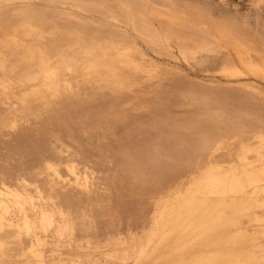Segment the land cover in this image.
Returning a JSON list of instances; mask_svg holds the SVG:
<instances>
[{
	"label": "bare ground",
	"instance_id": "obj_1",
	"mask_svg": "<svg viewBox=\"0 0 264 264\" xmlns=\"http://www.w3.org/2000/svg\"><path fill=\"white\" fill-rule=\"evenodd\" d=\"M70 1L76 3L75 6H78L82 12H87V14L89 11L91 12L94 10L95 7L106 9L105 6L107 4L105 1L106 4L95 3L97 2L96 0L94 3L91 0ZM160 1L163 2V7L165 8L160 11L157 10L158 13L155 15L156 19L151 17L154 16L155 12L153 13L152 10L144 8V4L148 3L149 0H124L123 3L117 6L118 10L111 12L109 9L105 10L109 11L108 15L110 14V17H107L110 18L109 20H112V24L114 23L129 29V32L126 33L123 31V33L120 34L121 30L119 31L118 28H115V35L117 31L119 34L114 38L111 33L110 36L114 39L111 40V42H107V40H104L106 38L103 37V41L100 40V38H95L97 36L90 39L85 38L82 33V27L88 24V20L85 21L82 15H80L82 17L80 18L77 16L79 14L73 13L77 10H73L72 13H69L71 9H69L68 13L65 11L63 12V7L61 5L63 0H0V58L4 55L3 49L9 48L11 50L16 48L17 50L16 53H14V57H16V60L17 57L21 59V61H17L18 63H16V66H13L14 64L11 63L13 64L11 67L13 68L10 72L8 69V72L3 71L5 65L0 66V93L4 99V102L0 100L2 102H0V112L2 108L8 107L3 110L5 114L1 112L3 114L1 115L0 113V120L2 121L0 122L2 123V129L5 128L3 129L5 131L6 128H8L7 130L11 129L12 131H10L13 132V135L16 134L17 129H25L27 124L26 121L30 120L26 117H29L27 113L30 106L32 108L35 103L36 106L38 103L44 109L48 107V111L49 108L51 109L52 106L54 107L58 104L54 102L56 104L51 105L53 101L56 100L55 98L54 100L53 97L56 96V98H59L62 97V94L64 95V93H66L61 91L63 89L62 87L69 90L73 87L71 82L60 80V73L71 74L78 71L86 75H95L97 74L95 67L98 63L109 62L107 60L108 57L120 59V62L125 67L135 73L140 71V64L138 60L136 61L134 59V55L140 53L136 41L141 39L151 45L164 46L168 50L171 49L173 47L172 44H174L187 63L200 66L202 69L206 70H210V68L212 70L219 69L224 75L235 77L240 81L237 89L238 96L237 104L234 109L235 113H228L227 108L225 106H218L212 97L200 96L196 98L197 95H194L195 98L193 99L196 101L195 104L202 109V113L197 118V121L193 119L196 122L187 125V122H184L186 126L182 128L177 126L182 130L184 128L186 132L190 131V133L188 132L189 134H191V131L193 132V138L196 137L195 143H197V150L194 152L195 156L197 157L196 154H201L202 156L204 154L206 155L205 162L203 163L192 162L193 164H190L191 161H189V166L186 169L187 172L199 170L201 173L199 179L195 183V187L188 189L189 192L185 196L189 201V206L184 213L175 215L173 211L174 197L181 195L182 192H177L175 188L172 187L173 184L171 183L173 171L179 164L177 160L178 156L174 155V150L176 149V146L174 147V145H176L174 144L176 139L175 124H178V122L176 121L175 123L174 119H176V117L174 118L172 110L164 104L166 108H161V106H159L161 109L157 110L153 108V105V107L146 105L143 101L139 100L137 96L136 98L138 100L136 104L138 105L137 109L134 110L135 113H132L129 107L130 109L128 110L131 113L127 112L124 117L123 114L120 117V114L118 115V119H116L117 117H115L114 120L112 119L113 121L116 120V125H122L130 121L128 122L129 124L132 122L131 120H135L134 124L139 132L138 135L146 133L147 138L145 141L150 138L149 144L147 143L148 145L142 142L145 146L147 145V157L143 155L145 158H141L143 156H141V153H138V151L140 152L139 148L136 152L140 154V156H136L130 163L132 164V172L135 174V178L139 182V185H141L138 192H140L142 188L145 189L142 191L148 192L149 198H154V194H158L155 195L157 196L155 198L158 199V202L157 199L156 201L154 199V201L150 202L148 196H145L148 200H144L146 202H143L141 207L139 206L141 201L139 204L137 202L138 208L140 207L139 214L130 217L132 221H129L127 225V230L130 232L127 235L131 237V247L133 251L130 261L127 258V235L124 236V233H126V227L124 225L126 224H124L123 218L125 219V217L122 216L121 209H117L121 208V205H119V207L114 206V202L110 200L111 198L108 199L109 195L108 197L106 196L111 188H109L107 182L113 179L109 178L108 174L112 168H107L109 167L107 164H105L104 168V163L106 161L104 163L102 162L103 164L100 167L95 163L92 165L90 162L93 160L95 161V159L90 161L89 156L85 157L86 154H84V152L82 154V151H80L81 154L78 153L79 155H84L82 159L67 154L69 150L65 155H60L62 152H60V150L57 152L53 146L55 145L54 143L62 141L61 137H63L65 133L63 132V136L62 134H58L62 133L60 132L61 129H54L56 126L52 124L60 123V121L54 122V119L50 117L51 120L49 119V125L52 124L53 129L50 128L49 132H47L40 128L47 124H39L36 121L40 119L36 120L34 117H29L36 120L35 122H31L34 124L33 127L31 126L32 129L40 126L39 128L42 130L41 134L48 136V138L52 140V144H50L51 142L49 139V141L46 139V136L45 140H47L48 143L50 142L49 145L45 140L43 144H40L42 141L40 140L41 134L34 131V136L35 133L37 135L40 134L38 135L40 138L36 137L37 135L35 136L40 142L36 141L32 132L30 133L29 125H27L30 134L27 133L26 135V132L22 131L23 135L21 136L24 137V135H26L29 137L28 139L32 144L34 143V146L32 144L30 145L35 151L33 153L32 148H30L31 152L27 149L29 151L26 155L30 156L27 157L29 158L28 160L25 154L21 155L17 152L20 149L19 147L21 144L19 142H21L20 139L22 138L17 137V132L16 137L18 138V142L16 145L19 144L20 146L18 145V147L15 145V150H17L15 153H18L17 156L20 154L22 160L25 157L23 161L27 160V162L25 161L26 163H28V161L30 163L33 159L34 161L32 162L36 164V161L37 166L31 162L34 165L33 167L29 164L30 167H33L31 168L32 172H30L31 170L29 167V169L26 168L22 171L23 173H20V168L23 166L24 168L26 167L23 163H20V157H10L13 161L16 159V165H18L17 169L13 168L16 166L15 163H9L8 157V166H6L7 163L1 162V166H4V168L1 167L2 169H0L3 172L0 173V264H126V262L129 264H142L140 255L144 253L147 254V257L143 264H264V0H249L247 8H241L240 6L233 8L231 4L228 3L229 0H196V2H200L198 6L200 8L204 7L205 10L203 12L200 11L202 13L198 14L197 17L200 21V25L193 26L194 32L192 31L193 33L190 35L184 34L176 28L181 18L174 15L168 18V15L175 12V10H179L177 6L178 0ZM138 2H140L139 4L141 5L143 4L144 7H138ZM155 2L157 3V1ZM155 2L152 0V5L153 3L155 4ZM72 5L74 6V4ZM50 11L56 14L57 19H62L61 21L65 18V20H68L67 22L72 21L75 23V26L67 31L70 35L74 36V41L71 42V44L65 45L64 48H61L62 46L59 47L61 51L58 47H55V50H58V54H55L54 51V55L50 54L49 49V53L45 54L46 48L49 43H53L54 46L59 44L58 38L62 39V35L66 37L67 33L65 31L67 29H64L65 24L64 27L56 24V20L54 21L53 18V21L51 19L50 21H52V23L55 22L56 25L53 26L50 24V21L46 18L47 13ZM79 11L80 10H78V13ZM163 12L167 13L163 14ZM181 12L182 11H180V13ZM54 13L52 14L54 15ZM232 13L234 14L232 16L236 24H233L234 22L226 24L222 21L217 22L214 20L215 16L218 14L222 16ZM183 15L187 16L190 15V13L184 10ZM185 16L183 20L187 21L188 18ZM156 20L161 22V29L155 27L154 24ZM48 24L52 25L50 29L48 28ZM99 28L100 30L102 29L100 26ZM96 30L98 31L97 28H95V31ZM110 32H112V30ZM70 35L68 36L70 37ZM110 36H107V38ZM104 41L107 43H104ZM105 47L106 50H104ZM9 49H7V53H10ZM107 49L109 53H105ZM44 54L48 56H44ZM141 57L146 58V55L142 54ZM6 60L7 59H5V61ZM113 62L115 64L116 60H113ZM7 68H10V66H7ZM150 70L152 72L155 71L154 69ZM29 72L35 74L31 73L29 75ZM247 80L252 82L251 86L245 85V81ZM33 81H36L38 85L33 86L35 88L32 89V91H25V94L22 96L23 98L17 97L13 98V100L11 99L12 86L20 84L19 86L24 88L28 87L27 85L31 87ZM72 93L74 94V92ZM75 96L78 97L77 94ZM93 96L103 98L112 97L115 101H118L120 95L114 92H110V94L100 92ZM48 97H50V100ZM69 97L67 93L66 100H69ZM73 97L74 96L71 98ZM78 98L80 100V97ZM7 99L9 100L8 106L4 105L6 101H8ZM74 99V104L67 108L70 112H72V109L78 107L75 105L78 100L76 97ZM61 100L59 98V100L57 99L56 101L60 102ZM93 101H95V99ZM60 103H62V101ZM115 104L116 103L110 106V111L116 109L117 105ZM61 106L63 108L64 104H61L60 107ZM12 107L13 109H11ZM33 108L35 107L33 106ZM37 108L38 110L35 108V110H32L33 113H31L35 115L36 110L39 112L40 109L38 106ZM127 108L128 107H126V109ZM88 109L86 108V110ZM52 110L55 111L54 114L56 115V108H52ZM59 110L61 111V108H59ZM81 110L82 107L78 112H81ZM83 111L86 113L85 109H83L82 114L84 113ZM90 111L91 109L89 112ZM112 111L114 112V110ZM112 111L111 114L113 113ZM119 111L120 110L114 112L115 116ZM125 111L123 110V112ZM44 112L45 115L47 112L45 110ZM65 113L69 114L67 110L62 114L65 115ZM74 113L78 115L77 111ZM100 113L102 112L100 111ZM47 114H49V112ZM88 114L90 115V113ZM84 115L86 116V114H83L82 117H84ZM113 115L110 117L112 118ZM41 116L42 113L35 117L38 118ZM100 116L104 118L102 114ZM105 116H107V114ZM142 116L144 117L143 120L142 118L137 119ZM42 117L47 119L44 116ZM47 117L49 118V115H47ZM75 117H71V123L74 120L76 122L77 118L75 119ZM119 117L122 118L123 122L117 124ZM58 118L59 117H57V119ZM52 120L53 122H51ZM61 120L63 119L61 118ZM102 120L101 122L106 121ZM181 120L180 118V124L183 122ZM42 121L46 122L47 120H41L40 122ZM186 121L190 120L187 119ZM77 122V129H73H76V134L73 133L75 131L69 129L70 133L68 134H71V139L76 137H74V135H77L78 139L81 134H85L86 132V129L85 132L82 130L84 126H81L85 124V122L82 120V122L78 123L80 125H78ZM21 123H23V125L24 123L26 124L23 127ZM35 123L39 124L38 127H34ZM63 123L64 126L61 124L62 128H66L65 125L67 124L68 127L70 122L68 123L67 120L64 119ZM74 123H72L73 126H69H71V128L75 127ZM77 126H79V128ZM100 126H104V123ZM100 126H98V128ZM105 126H107L106 122ZM57 127L59 126L57 125ZM126 127L125 129H127ZM68 128H66V130ZM80 128L84 133L81 132ZM1 130V134L8 132L3 131V133ZM78 130L81 132L80 135H78L80 133ZM134 130L135 129H133V131ZM61 131H63V129ZM179 131L180 130H178L177 133ZM11 132L9 136H11ZM127 132L128 131H126V133ZM68 134L67 137L69 136ZM29 135H32V137ZM178 135L180 134L178 133ZM5 136H7V134H4V137ZM65 136L63 137L64 139L67 138ZM187 137L192 138L191 135ZM24 139L25 138H22V142H25L27 145L24 143L25 145L21 147L22 150H24L25 146L31 147L28 145L30 141L27 139V143V140ZM79 139H81V137ZM32 140L35 141L33 142ZM71 141L74 142L75 139ZM78 141L80 145L77 143L76 146L80 147L81 141L76 140L75 142ZM37 142L39 144H37ZM65 143L63 140L64 145ZM39 145H41L42 148H48L47 153L49 152V155L52 156H40V158L35 156L38 158H35V160L34 155L31 154L33 153L36 155L37 152L40 153V150L36 151L35 149V147L39 149ZM43 145L45 146L43 147ZM60 145H62V142ZM66 147L65 149L67 150ZM73 147V145L70 147L68 146V149H73ZM146 147L142 146L141 149ZM191 147L189 148L188 146L187 148L186 145V150L188 151ZM82 148L81 150L84 149ZM109 148L111 149V147ZM93 149L90 148V150ZM117 149L119 150L118 145ZM121 149L122 148L119 150L120 154L121 152L125 154V148ZM133 149H135V147H133ZM22 150L20 149V151ZM27 150L24 153H26ZM95 150H93V152ZM176 151H178V149ZM183 151L185 152V150ZM29 152L31 153L30 155ZM43 152H45V150H43ZM111 152L113 151L111 150ZM15 153L12 156L16 157ZM89 153L92 152L90 151ZM94 153L92 155H95ZM114 153L116 154V151ZM127 153L131 154V152ZM190 153L191 152L188 153L189 156L193 154ZM37 155L39 156V154ZM108 155L105 156L106 160H109L107 159ZM189 156L186 155L185 157L188 158ZM112 157H114V155ZM129 157L126 156V158ZM30 158L32 159L30 160ZM187 158H185V160ZM192 158L193 160L199 159L194 158V156ZM40 159L42 161L39 163L38 161ZM119 161L121 160L119 159ZM18 162L23 166H20ZM4 163L5 165H3ZM12 164L15 165L11 166L14 169V171L12 170L13 173H8L6 171V173H4V169ZM110 165L113 167L111 162ZM121 167L122 164L118 169L120 170ZM18 169L20 170L18 171L19 174H14ZM114 169L116 168H113V171ZM123 170L124 169L121 168L120 171ZM116 171L118 170H115V172ZM111 173L112 172H110V174ZM121 173L123 174V172ZM128 173H130V171H128ZM120 174L118 176H120ZM130 174L128 175L130 176ZM123 175L125 176V174ZM123 175L121 176L123 177ZM112 177H114L113 174ZM116 177L117 175L115 178ZM132 178L134 177L132 176ZM119 181L121 182V178ZM122 181L124 182L125 179ZM109 182L113 183L115 180H110ZM135 183H133L132 186L135 185ZM114 186H112V188ZM123 194L125 195V193ZM150 194L153 196L151 195L150 197ZM130 195L129 197H131ZM135 196L137 197V195ZM135 199L137 200V198ZM138 199H140V197H138ZM113 208L116 209V211ZM247 216H250L251 223L248 227H243L241 225V220L243 217ZM175 218H177V224L175 223ZM148 222L153 231L151 233L149 231L147 237H150L145 239L144 236L141 237L140 235L142 228L145 229L144 227L149 225H147ZM127 238L129 237L127 236Z\"/></svg>",
	"mask_w": 264,
	"mask_h": 264
},
{
	"label": "rangeland",
	"instance_id": "obj_2",
	"mask_svg": "<svg viewBox=\"0 0 264 264\" xmlns=\"http://www.w3.org/2000/svg\"><path fill=\"white\" fill-rule=\"evenodd\" d=\"M90 1V0H89ZM91 1H93V3L95 2V0H91ZM97 2H95V3H105V2H107V4H106V9L105 8H100V7H95V9L94 10H92L90 13L88 12V14H87V12H84V13H86V14H84L83 12H82V10L78 7V6H75L76 5V3H73L72 1H70V0H63V2H62V7H63V12L65 11V12H69V9H71L70 11L71 12H69V13H72V11L73 10H77V11H75V12H73L74 14H79V15H77V16H79L80 18H82L83 17V19L86 21V20H88L87 22H88V24L87 25H85V26H83L82 27V33H83V35H84V37L85 38H93V37H95V36H97V37H95V38H100V40H102L103 41V38H106V39H104V40H107V42H111V40H113L114 38H116L115 36L116 35H118L119 34V32L117 31V34L115 35V28L117 29L118 28V30L120 31L121 30V32H120V34L121 33H123V31H125L126 33L127 32H129V29H126L125 27H122V26H119V25H116V24H112L111 22H112V20H109L110 18V14L108 15V12L109 11H105V10H110V12L111 11H116V10H118V7L117 6H119L121 3H123V1L124 0H96ZM105 1V2H104ZM119 2V4H118V2ZM155 1H157V3L155 2ZM228 1V0H227ZM154 2H155V4L153 3V5H152V0H149V2L148 3H146V4H144L145 5V7L143 6V4L141 5V4H139L140 2H138L137 4H139V6L138 7H141L142 8V6L144 7V8H148V9H150V10H152V12L154 13V16H151L153 19H156V14L158 13V11H160V10H163L165 7H163V2H161L160 0H154ZM178 2V4H177V6L179 7V10L178 11H176L175 10V12H173V13H171L170 15H168V18H170L171 17V15H174V16H177V17H179V18H181V19H179V24L176 26V28L179 30V31H182V33H184V34H187V35H190V34H192L193 32H194V28H193V26H198V25H200V21H199V19H198V14L199 13H202L204 10H205V8L203 7V8H200L198 5H200V2H196V0H178L177 1ZM243 2V3H242ZM67 3H69V4H67ZM116 3V4H115ZM198 3V4H197ZM228 3L229 4H231V6L233 7V8H236V7H241V8H247V6L249 5V0H229L228 1ZM236 3V4H235ZM72 4H74V6L72 5ZM104 4V5H105ZM150 4H151V6H150ZM197 4V5H196ZM240 4V5H239ZM148 5V6H147ZM244 5H245V7H244ZM108 6H109V8H108ZM150 6V7H149ZM77 7V8H76ZM153 7V8H152ZM73 8V9H72ZM75 8V9H74ZM181 8V9H180ZM154 9H156V10H154ZM183 9V10H182ZM201 9V10H200ZM78 10H80L79 11V13H78ZM158 10V11H157ZM184 10H187L189 13H190V15H187V16H185V15H183V11ZM105 13H104V12ZM180 11H182L181 13H180ZM200 11H202V12H200ZM52 13H54L53 11H50V12H48L47 13V20L48 21H50V19L52 20V18H53V20L55 21L56 20V24H58L59 26H61V27H64V24H65V27H64V29H67L65 32L67 33L66 34V37H65V35L63 36H61V38L62 39H60V38H58V42H59V44H57L56 46H54L53 45V43H49L48 44V46H47V48H46V53L45 54H48L49 52H50V54L51 55H54L53 53H54V51H55V54L57 53V51L58 50H55V47H61V48H64L65 47V45H67V44H71V42H73L74 41V36L73 35H70V33L69 32H67V31H69L73 26H75V23L74 22H72V21H69V22H67L68 20L66 19L65 20V18L63 19V21H61L60 19H57L56 18V14L54 13V15L52 14ZM167 12H163V14H166ZM178 13H179V15H178ZM51 15V16H50ZM80 15H82V17L80 16ZM92 15V16H91ZM182 15V16H181ZM221 14H218V15H216L215 16V18H214V20L215 21H217V22H223V23H233V24H236L235 22V19H233L234 17L232 16V15H234L233 13L232 14H227V15H222V16H220ZM54 16V17H53ZM107 16H109V17H107ZM187 17L188 19H187V21H185V20H183L184 18L183 17ZM192 17V18H191ZM223 17H225V18H223ZM86 18H88V19H86ZM190 18V19H189ZM197 18V19H196ZM230 18V19H229ZM218 19V20H217ZM52 20V21H53ZM65 20V21H64ZM183 20V21H182ZM196 20H198V21H196ZM230 20V21H229ZM52 21H50V24H52L53 26L54 25H56L55 24V22L54 23H52ZM185 21V22H184ZM190 21V22H189ZM225 21V22H224ZM61 22V23H60ZM63 22V23H62ZM156 22H158V23H156ZM195 22V23H194ZM197 22V23H196ZM49 23V22H48ZM163 23V22H162ZM184 23H186V24H184ZM62 24H63V26H62ZM67 24V25H66ZM70 24V25H69ZM94 24V25H93ZM112 24V25H111ZM164 24V23H163ZM183 24V25H182ZM52 25H49L48 24V28L50 29L51 27H52ZM97 25V26H96ZM102 28L101 30H100V28H99V26ZM155 27H157V28H162V24H161V22H159V21H155ZM182 26H184V27H182ZM85 27V28H84ZM88 27V28H87ZM191 27V28H190ZM93 28H94V30H93ZM95 28H97L98 29V31H97V33H96V35H95ZM235 28H236V25H235ZM184 29H185V32H184ZM112 30V32H110ZM50 31V30H49ZM93 31H94V33H93ZM193 31V32H192ZM103 32V33H102ZM124 32V33H125ZM111 33H112V36L114 37H112V36H110L111 35ZM68 35H70V37L68 36ZM107 36H110L109 38H107ZM103 37V38H102ZM102 38V39H101ZM66 40V41H65ZM101 41V42H102ZM64 42V43H63ZM106 41H104V43H105ZM106 42V43H107ZM60 43H61V45H60ZM136 43H137V45H138V47H139V52L140 53H138V54H135L134 56V59L137 61L138 60V62H139V64H140V71H138L137 73H135V72H133V71H131L130 69H128L127 67H125L120 61V59H118V58H114L113 59V57L111 58V57H108L107 58V60L109 61V62H101V63H98V65L95 67V71H97V74H95V75H86V74H83V73H81V72H75V73H71V74H69V73H60L59 74V77H60V80H64V81H67V82H71L72 83V88L69 90V89H66V88H64V87H62L63 89L61 90L62 92H66V93H64V95L62 94V97H59L60 98V100L62 101V103H60V102H58V101H56L57 99L59 100V98H56V96H54L53 97V99L55 100V101H53V103L54 102H56V103H58V104H56V103H52L51 105H55V106H57V107H51V109H50V111H52V112H50L49 111V109H48V111H47V108L48 107H46L45 109L40 105V104H38L37 103V106L39 107V112L37 111L38 110V108H37V106L34 104L33 106L37 109L36 111H35V115L34 114H32L33 113V111L32 110H35V108H33V106H32V108H31V106L29 107V110H28V113H27V115L29 114V117H34L36 120L38 119H40L39 121H36V120H33L34 118H29L28 116H26L27 118H28V120L29 121H26V123H24V125L26 124V127H25V129L24 128H22L21 126V128L23 129H21L20 130V128L19 129H17L16 130V134H17V132H18V134H17V137H22V138H25L24 140H27L29 137H27L26 135H27V133L28 134H30L31 132H32V135H33V132L35 131V132H37V133H40L41 134V131L42 130H46L47 132H49V129L51 128V129H53V126L55 125L56 127L54 128V129H57L58 128V130H62L63 129V131H61L60 130V132H62V133H58V131H57V133L58 134H62V136H63V134L65 133L66 134V136H65V134H64V136L65 137H67V134L68 133H70V130L71 131H75L77 128H76V122L77 121H79V122H77V124L78 123H80V122H82V120H83V122H85V124H82L81 126L84 128V129H82L84 132H85V129H86V132H85V134H87V135H85V134H81V132H83L82 130H81V128H80V130H81V132L79 133L78 131V135H80L79 137H78V139H77V135H74V137L75 138H72L71 139V137H70V135L67 137V138H63V137H61L62 138V141H58L57 143H54L55 145L53 146V147H55V149H56V151L58 152L59 150H60V152H62V153H60V155H65L66 153H67V151L69 150V152L67 153V154H71V156H73V157H75V158H84V155H79L78 153H80L81 154V152L80 151H82V154H83V152H84V154H86L85 155V157L86 156H89V160L91 161V160H93V159H95V161L93 160L92 162H90L92 165H94L93 163H95L96 165L98 164V166L100 167L105 161V163H104V168H105V164H107V166H109V167H107V168H112L111 170H110V172H112L111 174H110V172L108 173L109 174V178H113V179H110V180H115V182H109L110 180H108V186H109V191L107 192V197H108V195H109V197H108V199H110L112 202H114L113 203V205L114 206H118L119 207V205H121V208H117V209H121V211H122V216L123 217H125V219L123 218V221H124V224H126V225H124L125 227V231H126V233H124V236H126L127 234H129L130 232H128L129 230H127V225H128V222L130 221H132V218H130V217H134L135 215H137V214H139L138 212H139V208L141 207V204L143 205V202H146V201H144V200H148V198H149V194H148V192H143L142 190H145V189H141L140 190V192H138L139 191V189L141 188V185H139V182L137 181V179L135 178V174H133V170H132V168H131V166H132V164L130 163V162H132V160H134V158L137 156H140V154H138V153H141L142 155L141 156H146L147 155V153H146V149H147V145L149 144V142H150V138H148L146 141H145V139L147 138L146 136H147V134L145 133V134H139L138 135V130H137V128H136V126H135V124H134V121L135 120H131L132 122L131 123H129L128 124V122H130V121H128V122H126L125 124L123 123L122 125H116V120L115 121H113L114 119H115V117H117L116 119H118V115H120V117L122 116V114H123V117H124V115L125 114H127V112L129 113L130 111L132 112V113H135V109H137V105L138 104H136L137 103V98H139V100H141V101H143L146 105H148V106H151V107H153V108H155V109H157V110H159V109H161V108H163L164 107V105H167L166 107H168V108H170L171 110H172V112H173V115H174V118L176 117V119H174L175 120V123H176V121L178 122V124H175V141H174V144H176V145H174V147L176 146V149L174 150V155L175 156H178L177 157V160L179 161V164L175 167V169H174V171H173V174H172V180H171V183L173 184V186H172V184H171V186L173 187V188H175V190L178 192V191H181L182 192V194L181 195H177L176 197H174V205H173V211H174V214L176 215V214H178V213H184L186 210H187V207L189 206V201L185 198V196L188 194V189H191L192 187L194 188L195 187V183H196V181L199 179V176H200V171L198 170V171H194V172H187V168H188V166H189V161H191L190 162V164L193 162V163H203V162H205V159H206V155L204 154L203 156L201 155H199V154H196L197 155V157L195 156V151L197 150V143H195L196 142V137H194L193 138V132L191 131V134H189L190 133V131H187L186 132V130L183 128V130L182 129H180V128H178V127H185L187 124H190V123H193V122H196L197 121V118L200 116V114L202 113V109L197 105V104H195L196 103V101H195V99H193V98H195L194 97V95L196 96V98L197 97H200V96H209V97H212L215 101H216V104L218 105V106H225L226 108H227V110H228V113H230V114H232V113H235L234 112V109H235V106H236V104H237V96H238V91H237V89H238V86H239V83H240V81L237 79V78H235V77H229V76H226V75H224L219 69H211L210 68V70H206V69H202L200 66H194V65H191V64H189V63H187L186 62V60L184 59V57L178 52V49H177V47L174 45V44H172V48L171 49H167L166 47H164V46H161V45H151V44H148V43H146L145 41H143L142 39L141 40H137L136 41ZM60 45V46H59ZM64 45V46H63ZM54 46V47H53ZM57 48V49H58ZM176 48V49H175ZM7 49H9V48H5V49H3V53H4V55L3 56H1V58H0V66H4V70L3 71H5V72H10V70L12 71V68L13 67H11V65H13V66H16V63H18L19 61H21V59H19L18 57H17V60H16V57H14V53H16V48L15 49H9L8 51L10 52V53H7ZM48 49H49V52H48ZM53 49V50H52ZM60 49V48H59ZM14 50H15V52H14ZM104 50H106V47H105V49ZM6 51V52H5ZM53 51V52H52ZM60 51H61V49H60ZM169 51V52H168ZM108 52V49H107V51H105V53H107ZM2 53V54H3ZM13 53V54H12ZM60 53V52H59ZM109 53V52H108ZM6 54H7V56H6ZM11 54V55H10ZM44 54V56H48V55H45ZM58 54V53H57ZM142 54H144V55H146V58H143V57H141V55ZM50 55V56H51ZM109 55V54H108ZM3 57V58H2ZM5 59H7L6 61H5ZM2 60V61H1ZM113 60L115 61L116 60V62H115V64H114V62H113ZM3 61H5V62H3ZM18 61V62H17ZM2 62V63H1ZM11 63H13V64H11ZM9 67L10 66V68H7V66ZM18 65V64H17ZM143 68V69H142ZM216 68V67H215ZM7 69H8V71H7ZM150 69H154L155 71L154 72H152ZM143 71H145V72H143ZM32 73V72H31ZM30 72H29V75L31 74ZM32 74H35V73H32ZM16 81V80H15ZM15 83V82H14ZM20 84H17V85H15V86H12V88H11V96L10 97H12L11 99L13 100V98H23L22 96H23V94H25V91L26 92H29V91H32V89H34L35 87H33V86H35V85H38L37 84V82L36 81H33L32 83H31V87H30V85H27L28 87H26V88H24V87H21V86H19ZM245 85L246 86H251L252 85V82L251 81H249V80H247V81H245ZM71 92V93H70ZM72 92H74V94L76 95H78V97H80V100H79V98L77 97V96H75ZM100 92H105V93H109L110 94V92H114V93H117V94H119L120 96H119V98H118V101L116 102L115 101V99H113L112 97H107V98H103V97H94L93 95L94 94H96V93H100ZM67 93H68V96H70L69 97V100H66V98H67ZM73 94V95H72ZM190 96H189V95ZM74 96L73 98H71L72 96ZM132 95V96H131ZM134 96V97H133ZM138 96V97H137ZM186 96V97H185ZM188 96V97H187ZM0 97H1V101L2 102H4L3 100V97H2V95H1V93H0ZM58 97V96H57ZM76 97V99L78 100L77 101V103H75V105H77L78 107H76L75 109H72L71 111L73 112H76L77 111V113H78V115L77 114H75L74 112V114L72 113V112H70L67 108H69L72 104H74V102H75V98ZM137 97V98H136ZM144 98V100H143V98ZM49 98V100H50V97H48ZM52 98V97H51ZM71 98V99H70ZM98 98V99H97ZM103 98V99H102ZM133 98V99H132ZM95 99V101H93V100ZM8 100V99H7ZM64 100V101H63ZM71 100V101H70ZM0 101V102H1ZM6 101V100H5ZM66 101H67V103H66ZM1 102V103H2ZM9 102V100L8 101H6V103H8ZM82 102V103H81ZM4 104V105H9V103L8 104ZM69 103V104H68ZM86 103V104H85ZM114 103H116L115 105H117L116 106V109H112V110H114V112H117L118 110H122L121 112L119 111L118 113H116V116H115V114H114V112L111 114V111H110V106L112 105V104H114ZM61 104H64V106H63V108H62V106L60 107V105ZM162 104V105H161ZM164 104V105H163ZM1 105V104H0ZM40 105V106H39ZM68 105V106H67ZM81 105V106H80ZM136 106V107H134V106ZM153 105V106H152ZM155 105H156V107H155ZM158 105V106H157ZM15 106V105H14ZM17 106V105H16ZM86 106V107H85ZM159 106H161V108L159 107ZM1 107V106H0ZM2 107H3V105H2ZM49 107H50V104H49ZM80 107V108H79ZM81 107H82V110L83 109H85V111H86V113L84 112L83 114H86V116L84 115V117H82V110H81V112H78V111H80V109H81ZM85 107V108H84ZM88 107H89V109H88ZM93 107V108H92ZM126 107H128L127 109H126ZM131 108V110L129 111L128 109H130ZM166 107H164V108H166ZM6 108H8V107H5V108H2V113L3 114H5V111H3L4 109H6ZM31 108V109H30ZM52 108L54 109V108H56V115L54 114L55 113V111L54 110H52ZM59 108H61V111L59 110ZM78 108V109H77ZM86 108L88 109V110H86ZM125 108V109H124ZM11 109H13V107L11 108ZM65 109V110H64ZM91 109V111L89 112V110ZM107 109H109V110H107ZM133 109V110H132ZM44 110L48 113L49 112V114H45L44 115ZM66 110L69 112V114L68 113H65V115H63L64 114V111L66 112ZM115 110H117V111H115ZM123 110L125 111V110H128V111H125V112H123ZM41 111V112H40ZM57 111H58V113H57ZM93 111V112H92ZM100 111L102 112V113H100ZM104 111V112H103ZM109 111H110V113H109ZM137 111V110H136ZM0 112V113H1ZM32 112V113H31ZM90 113V115L88 114V113ZM130 112V113H131ZM1 113V115H3ZM19 113H21V112H19ZM42 113V116H44V117H46L47 119H45V118H43L42 116L41 117H38V118H36L37 117V115L39 116L40 114ZM53 115H52V114ZM60 113V114H59ZM63 113V114H62ZM105 113V114H104ZM70 114H71V117L72 118H74L75 116H77V117H75V119H76V122H75V120L74 121H72V123H74V126L75 127H73V128H71V126H73L72 125V123H71V117H70ZM80 114V115H79ZM95 114H96V116H95ZM100 114H102V116H104V118L103 117H101L100 115L98 116V115ZM107 114V116H105ZM114 114V115H113ZM47 115H49V118L47 117ZM59 115V116H58ZM93 117H92V116ZM111 115H113L112 116V118L110 117ZM36 116V117H35ZM60 116H62V117H60ZM65 116V117H64ZM67 116V117H66ZM1 117V116H0ZM50 117H52L53 119H54V122H58V120L60 121V123H52L53 124V126H52V124H50L49 125V122H50V120H51V118ZM57 117H59L58 119H57ZM64 117V118H63ZM69 117H70V119H69ZM91 117H92V119H91ZM100 117V118H99ZM110 119V121H109V119ZM119 117V121H118V123L117 124H119L120 122H123V120H122V118H120ZM61 118L63 119V120H61ZM102 118H103V120H106V121H103L102 120ZM106 118V119H105ZM142 118V120L144 119V117L142 116V117H138L137 119H141ZM179 119V121H178V119ZM180 118L182 119L181 121H183V122H181L182 124H180ZM192 120H191V119ZM1 119V118H0ZM50 119V120H49ZM64 119L65 120H67V122L69 123V125H71V126H69L68 125V127H67V124L65 125L66 126V128H68L67 130H66V128L65 127H63L62 128V125L64 124L63 122H64ZM89 119V120H88ZM103 121V122H101V120ZM108 119V120H107ZM113 119V120H112ZM184 119H185V121H184ZM190 120V121H186V120ZM193 119H196V121L195 120H193ZM41 120H47L46 122L44 121H42V122H40ZM57 120V121H56ZM69 120V121H68ZM121 120V121H120ZM1 121V120H0ZM37 122V123H45V124H47V125H43V127H40V128H42V130L38 127V125L39 124H36L35 123V126L34 127H38V128H33L32 129V127H33V125L34 124H32L31 122ZM62 121V122H61ZM192 121V122H191ZM2 122V121H1ZM0 122V123H1ZM31 123V125H30V123ZM51 122H53V120L51 121ZM99 122V123H98ZM100 122H101V124H100ZM105 122H106V124H107V126H105ZM184 122H187L186 123V125H185V123ZM29 123V124H28ZM103 123H104V126H100V125H103ZM59 126V127H57V125ZM62 124V125H61ZM21 125L24 127V125H23V123H21ZM27 125H29V130H30V133L28 132L29 130H28V126ZM49 125V126H48ZM78 125H80V124H78ZM127 125H129V126H127ZM181 125V126H180ZM32 126V127H31ZM64 126V125H63ZM98 126H100L99 128H98ZM122 126V127H121ZM127 126V127H126ZM178 126V127H177ZM49 127V128H48ZM78 128H79V126H77ZM104 127V128H103ZM107 127V128H106ZM125 127L127 128V129H125ZM60 128V129H59ZM65 128V129H64ZM74 128H76L75 130H73ZM101 128H103V129H101ZM115 128V129H114ZM1 129H2V123H1ZM0 129V130H1ZM3 129H5V128H3ZM1 130L2 132L4 131V132H7V133H4V134H7V136H5L4 137V134H1V136H0V153H1V159H0V169H2V168H4V166L2 167L1 166V164L3 163V162H5V163H7V161L9 160V163H15V165H16V159H14V161H13V159L12 158H10V157H14V158H19L20 157V154L22 155V154H27L28 153V151L30 150V152H31V149L30 148H32V146L30 145V144H32V142L30 141L29 142V146H31V147H28V146H25V148H24V150H22V146L23 145H25L26 143L25 142H22V138L20 139V141L21 142H19L20 144H21V146L19 147L18 145H16L17 144V140H18V138L16 137V134H14L13 135V132H11L12 130L11 129H9V130H7L8 128H6V131L5 130ZM33 131H32V130ZM35 129H38V130H35ZM70 129V130H69ZM110 129V130H109ZM133 129H135L134 131H133ZM11 130V131H10ZM24 130H26V131H24ZM64 130H66V131H64ZM123 130H126V131H128L127 133H126V131H123ZM132 130V131H131ZM178 130H180L178 133L180 134V135H178V133H177V131ZM185 130V131H184ZM12 133V134H10L11 136H9V133L10 132ZM26 132V135H24V137L23 136H21V135H23V132ZM39 131V132H38ZM56 131H55V133H56ZM64 132V133H63ZM83 132V133H84ZM106 132V133H105ZM108 132V133H107ZM113 132V133H112ZM116 132H117V134H116ZM181 132H182V134H181ZM184 132H186V133H184ZM189 132V133H188ZM15 133V132H14ZM56 133V134H57ZM72 133V132H71ZM74 134H76V131L75 132H73ZM103 133V134H102ZM115 133V134H114ZM134 133V134H133ZM136 133V134H135ZM188 133V134H187ZM40 134H38V135H40ZM110 134H111V136L114 138H112L111 136H110ZM32 135L30 136V137H32ZM37 134L35 133V136H36ZM36 136V137H39V136ZM84 135H85V137H84ZM104 135H106V136H104ZM114 135V136H113ZM129 135V136H128ZM139 137H138V136ZM188 135H191V137L192 138H190V137H187ZM27 137V139H26V137ZM34 136V135H33ZM34 136V137H35ZM45 136L46 135H43V134H41V138H40V140H42L41 141V143L40 144H43V141L45 140ZM50 136V135H49ZM109 136H110V138H109ZM142 136V137H141ZM178 136V137H177ZM179 136H180V140H179ZM183 136V137H182ZM185 136V137H184ZM4 137V138H3ZM36 137H35V139H36ZM44 137V138H43ZM51 137V136H50ZM72 137H73V134H72ZM81 137V139H79ZM137 137V138H136ZM43 138V139H42ZM83 138V139H82ZM84 138H85V140H84ZM139 138V139H138ZM143 138V139H142ZM187 138V139H186ZM189 138V139H188ZM2 139V140H1ZM31 139V138H30ZM46 139L48 140H50V138H48V136H46ZM73 140V139H75V141L76 140H80L81 141V146L80 147H78V146H76L77 145V143H79L78 145H80V142L78 141V142H72L71 140ZM88 139V140H87ZM118 139V140H117ZM121 139V140H120ZM141 139V140H140ZM185 139V140H184ZM23 140V141H24ZM28 140H27V143H28ZM40 140L38 141V138L36 139V141H38V142H40ZM47 140H45V141H47ZM48 140V141H49ZM63 140H64V143H65V145L63 144ZM66 140V141H65ZM68 140V141H67ZM113 140V141H112ZM149 140V141H148ZM183 140V141H182ZM33 142L35 141V140H32ZM48 141L46 142V143H48ZM71 141V142H70ZM82 141H83V145H82ZM91 141V142H90ZM117 141V142H116ZM134 141V142H133ZM140 141V142H139ZM180 143H179V142ZM182 141V142H181ZM189 141V142H188ZM37 142V144H39ZM51 142V143H50ZM50 144H52V140H50ZM62 142V145H60V143ZM68 142H70V143H68ZM94 144H93V143ZM111 142V143H110ZM112 142H114V143H112ZM137 142V143H136ZM139 142V143H138ZM142 142H144V143H148L146 146L144 145V143H142ZM184 142V143H183ZM187 142V143H186ZM194 144H193V143ZM25 143V144H24ZM49 143H48V145H49ZM73 143V144H72ZM109 143H110V145H109ZM130 143V144H129ZM185 143H186V145H187V148H188V146H189V148L191 147V149H192V151H191V149H188V151L186 150L187 148H186V145H185ZM34 144V143H33ZM32 144V145H33ZM35 144H36V142H35ZM44 144H45V142H44ZM179 144V145H178ZM18 146L22 151H20V149H19V151H17V150H15L16 149V146ZM27 145V144H26ZM70 147V146H74L73 147V149H71V148H69L68 149V146ZM117 145H118V148H119V150H120V148H122V149H124V151H125V154H124V152H121V154H120V151L117 149ZM119 145H122V146H119ZM139 145H142L143 147H146V148H143V149H141V147L142 146H139ZM4 146V147H3ZM34 146V145H33ZM37 146V145H36ZM40 146V147H39ZM38 146V148L39 149H37L36 147H35V149H36V151L37 150H40V153H38L37 152V154H39V156L36 154H33L34 153V151L35 150H33L34 148H32V154L29 152V155L31 154V155H34V159L36 158V157H39L40 158V156L42 157H47V155H49L50 153L48 152L47 153V149L48 148H45L44 146L45 145H43V147L44 148H42L41 147V145H39ZM47 146V145H46ZM67 146V147H66ZM76 146V147H75ZM93 146V147H92ZM95 146V147H94ZM137 146H139V147H137ZM181 146H182V148H181ZM49 147V146H48ZM65 147L67 148V150L65 149ZM84 149H86V150H84ZM109 147H111V149L109 148ZM132 147V148H131ZM133 147H135V149H133ZM40 148H42V149H40ZM75 148H77V149H75ZM81 148L83 149V150H81ZM90 148L91 149H93V150H95L94 152H93V150H90ZM98 148V149H97ZM108 148V149H107ZM113 148H114V150H113ZM126 148H127V151H126ZM129 148V149H128ZM139 148H140V152L138 151L139 150ZM181 148V149H180ZM18 149V148H17ZM27 149H29V150H27ZM71 149V150H70ZM121 149V150H122ZM178 149V151H176ZM181 151H180V150ZM193 149H195V150H193ZM27 150V152L26 153H24L25 151ZM43 150H45V152H46V155H45V152H43ZM72 150H74V151H72ZM77 150V151H76ZM92 152V153H89L90 151ZM108 150V151H107ZM111 150L113 151V152H111ZM132 150V151H131ZM133 150H134V152L136 153H134L133 152ZM142 150H144V151H142ZM183 150H185V152L183 151ZM190 150V151H189ZM14 151V152H13ZM15 151H17V152H19L20 154H19V156H17V154L15 153ZM42 151V152H41ZM79 151V152H78ZM105 151H107V152H105ZM116 151V154L114 153ZM136 151H138V153L136 152ZM176 151V152H175ZM182 151H183V153H182ZM10 152V153H9ZM112 153V154H110V153ZM118 152V153H117ZM127 152H131V154H128ZM133 152V153H132ZM143 152V153H142ZM189 152H191L190 154H192V155H190L189 156ZM16 154V157L15 156H12L13 154ZM36 153V152H35ZM89 153V154H88ZM95 154V155H92V154ZM114 153V154H113ZM126 153H127V155H126ZM4 154V155H3ZM6 154V155H5ZM9 154V155H8ZM78 154V155H77ZM108 154H110V155H108ZM120 154V155H119ZM134 154V155H133ZM182 154V155H181ZM106 155H108V157H107V159H109V160H106L105 158V156ZM114 155V157H112ZM115 155H117V156H115ZM119 155V156H118ZM125 155V156H124ZM129 155H130V157H129ZM182 157H181V156ZM187 155V156H189L188 158L187 157H185V156ZM36 156V157H35ZM49 156H52V155H49ZM82 156V157H81ZM126 156H128L129 158H126ZM141 157L142 159L143 158H145V157ZM180 156V157H179ZM194 156V158H199V159H194L193 160V157ZM201 157V159H200V157ZM7 157L9 158L8 160H7ZM22 157H24V156H22ZM26 157V159L28 160L29 158H27V157H30V156H25ZM25 157L23 158V160L25 159ZM33 157V156H32ZM92 157V158H91ZM96 157V158H95ZM121 157V158H120ZM147 157V156H146ZM97 158H99V159H97ZM101 158V159H100ZM114 158V159H113ZM121 160V161H119V159ZM133 158V159H132ZM183 158V159H182ZM185 158H187L186 160H185ZM32 158H30V160H31ZM36 159H38V158H36ZM35 159V160H36ZM128 159V160H127ZM6 160V161H5ZM12 160V161H11ZM20 163H23V165H25L26 167L24 168V166L22 165V164H20L19 162H18V164H20V166L22 165L23 167H21L20 168V170L18 169L17 170V172H15L14 174H16V175H18L19 174V172L18 171H20V173L22 172V171H24V169H29V164L30 165H32L33 167H34V165H36L37 166V162L35 161V163L36 164H34L32 161H34L33 159H32V161H30V163H29V161H28V163H26L27 162V160H25V161H23L22 159H21V157H20ZM19 160H17V161H19ZM104 160V161H103ZM112 160H113V162H112ZM117 162H116V161ZM124 162H126V161H128V162H126V163H124ZM129 160H131V161H129ZM193 160V161H192ZM203 160V161H202ZM42 160L40 159L38 162L40 163ZM99 161H101V162H99ZM108 161H109V165H108ZM187 161V162H186ZM195 161V162H194ZM200 161H202V162H200ZM2 162V163H1ZM34 164H32V163ZM103 162V163H102ZM110 162L112 163V165H113V167L110 165ZM119 162V163H118ZM5 163L3 164V165H5ZM24 163H26V164H24ZM38 163V164H39ZM181 163V164H180ZM192 163V164H193ZM10 165L8 168H5L4 169V173H6V172H8V173H11L12 172V170L14 171V169L13 168H15V169H17V166L18 165ZM28 164V165H27ZM118 165V166H116V165ZM120 164V165H119ZM121 164H122V169H124L123 171H120L121 170V168H120V170L118 169L120 166H121ZM125 166H124V165ZM128 164H129V166H128ZM131 164V165H130ZM187 164V165H186ZM115 165V166H114ZM181 165V166H180ZM183 165V166H182ZM6 166H8V163H7V165ZM11 166H15V167H11ZM19 166V167H20ZM28 166V167H27ZM30 167V170H31V168H33V167ZM111 166V167H110ZM127 166H128V169H127ZM2 167V168H1ZM18 167V168H19ZM123 167H125V168H123ZM10 168H12V169H10ZM113 168H116V169H114V171H113ZM9 171H8V170ZM115 170H118L120 173L121 172H123V174H125V176L121 173H119L118 171H116L115 172ZM6 171V172H5ZM16 171V170H15ZM128 171H130V173H128ZM30 172H32V170L30 171ZM116 174H115V173ZM0 173H3L1 170H0ZM13 173V172H12ZM18 173V174H17ZM23 173V172H22ZM126 173H128V174H130V176L132 175L134 178H132V176L130 177L128 174H126ZM190 173V174H189ZM112 174L114 175V177H112ZM120 174V176L121 175H123V177L121 176H118ZM188 174H189V177H188ZM111 175V176H110ZM117 175V177L115 178V176ZM128 175V176H127ZM187 175V176H186ZM191 175V176H190ZM119 178V179H118ZM120 178H121V182L119 181L120 180ZM118 179V180H117ZM125 179V181L123 182L122 180H124ZM126 179H127V181H126ZM130 179V180H129ZM132 180H134V181H132ZM118 181V182H117ZM132 181V182H131ZM124 183L123 185L122 184H120V183ZM136 182V183H135ZM111 183V184H110ZM130 183H131V185H130ZM133 183H135V185H133L132 186V184ZM116 184V185H115ZM138 184V185H137ZM114 186L113 188H112V186ZM131 186V188H130V186ZM136 185H137V188H136ZM107 186V187H108ZM117 186H118V188H117ZM120 186V187H119ZM122 186H124V187H122ZM117 188V189H116ZM129 189V190H128ZM113 190V191H112ZM125 191V192H124ZM129 191V192H128ZM133 191V192H132ZM141 191H142V193H141ZM112 192V193H111ZM125 193V195L123 194V193ZM115 193V194H114ZM130 193H131V195H130ZM135 193H137V194H135ZM146 193H147V195H146ZM113 194V195H112ZM122 194V195H121ZM157 194V193H156ZM156 194H154V196L152 195V194H150V197H151V195L154 197V198H149V200H150V202L151 201H154V199H155V201H156V199L157 198H155V197H157V196H155ZM119 195V196H118ZM127 195V196H126ZM129 195L131 196V197H129ZM135 195H137V197L135 196ZM139 195V196H138ZM158 195V194H157ZM160 195V194H159ZM118 196V197H117ZM148 196V198H146V197ZM160 196H163V195H160ZM159 196V197H160ZM124 197V198H123ZM129 197V198H128ZM138 197H140V199H138ZM115 198V199H114ZM135 198H137V200L135 199ZM126 199V200H125ZM127 199H129V200H127ZM130 199H132V200H130ZM118 200V201H117ZM124 201V202H123ZM140 201H141V203H140ZM122 202V203H121ZM136 202V203H135ZM137 202H138V204H139V208H138V204H137ZM157 202H158V199H157ZM124 204V205H123ZM144 204H146V203H144ZM134 205V206H133ZM114 208H116V207H114ZM113 208V209H114ZM123 208H125V209H123ZM112 210V209H111ZM115 211H116V209H114ZM127 210V211H126ZM124 211V212H123ZM131 212V213H130ZM125 214V215H124ZM145 217H147V216H145ZM250 216H247V217H243L242 218V220H241V225L243 226V227H248L249 225H250ZM175 223L177 224V218H175ZM150 225V223L148 222L147 223V225ZM148 225V226H149ZM144 227L145 229H146V231H145V229H143L142 228V231H141V237L142 236H144V238L146 239V238H148V237H150V236H148L147 237V235H149V231H150V233L153 231L152 230V228H151V225L149 226V227ZM149 228H150V230H149ZM145 233V234H144ZM121 235H122V233H121ZM123 236V235H122ZM127 236L129 237V238H127ZM126 236V242L128 243V248H127V258H128V260L130 261V258H132V255H133V251H132V243H131V237L129 236V235H127ZM143 239V238H142ZM146 257H147V254L146 253H144V254H141L140 255V259L142 260V264H143V262H145V260H146ZM97 259H98V257H97ZM126 264H129L128 262H126Z\"/></svg>",
	"mask_w": 264,
	"mask_h": 264
}]
</instances>
